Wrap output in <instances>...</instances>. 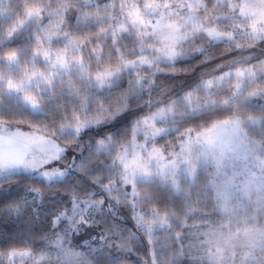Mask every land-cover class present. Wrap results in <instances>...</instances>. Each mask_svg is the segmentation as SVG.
<instances>
[{"label":"snow or ice","instance_id":"6c2138e0","mask_svg":"<svg viewBox=\"0 0 264 264\" xmlns=\"http://www.w3.org/2000/svg\"><path fill=\"white\" fill-rule=\"evenodd\" d=\"M0 264H264V0H0Z\"/></svg>","mask_w":264,"mask_h":264}]
</instances>
